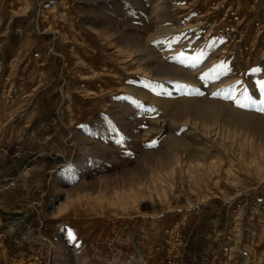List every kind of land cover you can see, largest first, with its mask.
Listing matches in <instances>:
<instances>
[{
	"label": "rangeland",
	"instance_id": "rangeland-1",
	"mask_svg": "<svg viewBox=\"0 0 264 264\" xmlns=\"http://www.w3.org/2000/svg\"><path fill=\"white\" fill-rule=\"evenodd\" d=\"M262 85L264 0H0V264H169L176 222L219 264L264 144L179 101L264 125Z\"/></svg>",
	"mask_w": 264,
	"mask_h": 264
},
{
	"label": "built area",
	"instance_id": "built-area-1",
	"mask_svg": "<svg viewBox=\"0 0 264 264\" xmlns=\"http://www.w3.org/2000/svg\"><path fill=\"white\" fill-rule=\"evenodd\" d=\"M237 214L238 210L234 209L227 213V227L223 233L225 243L219 252V264H264V188ZM179 228L176 222L167 233L169 248L165 254L168 261H174L182 253L184 242Z\"/></svg>",
	"mask_w": 264,
	"mask_h": 264
},
{
	"label": "bare ground",
	"instance_id": "bare-ground-1",
	"mask_svg": "<svg viewBox=\"0 0 264 264\" xmlns=\"http://www.w3.org/2000/svg\"><path fill=\"white\" fill-rule=\"evenodd\" d=\"M179 103H180V107L182 108V111L189 113L193 121L197 120L202 123L211 122V123H217L219 125H227L235 129V131L236 130L242 131L244 129L245 130L248 129L249 130L248 134L250 135V137L253 136L255 137V139H258L257 141L264 144V128H263L264 125L263 123L262 124L259 123L260 120L256 121L255 119H252V114L249 113L246 114L242 111H238L235 109H227V107L225 108L224 106L212 102L206 105H202L199 101H195L194 99H188V100L183 99L180 100ZM261 125H263V127H261ZM179 145H180L179 148L186 149L185 147L186 145L184 142H181ZM253 147L251 148L252 149L256 148ZM200 166L203 167V164H200ZM257 168H262V165H258V164H256V166L253 165L252 169L255 170ZM190 169L192 170L191 166L189 167V170Z\"/></svg>",
	"mask_w": 264,
	"mask_h": 264
},
{
	"label": "crops",
	"instance_id": "crops-1",
	"mask_svg": "<svg viewBox=\"0 0 264 264\" xmlns=\"http://www.w3.org/2000/svg\"><path fill=\"white\" fill-rule=\"evenodd\" d=\"M193 225H191V227H189L188 230L185 228V225H184V229H182V239L184 242V245L182 248V254L180 257H178L177 259H175L173 262L169 264H195L194 255H193V258L191 257L192 260L188 256L194 253V247L196 248L195 240L200 237L204 238L205 235H206V238L208 237L206 234L207 230L203 229L200 224L196 223L194 226ZM191 239L193 240L191 241Z\"/></svg>",
	"mask_w": 264,
	"mask_h": 264
},
{
	"label": "snow or ice",
	"instance_id": "snow-or-ice-1",
	"mask_svg": "<svg viewBox=\"0 0 264 264\" xmlns=\"http://www.w3.org/2000/svg\"><path fill=\"white\" fill-rule=\"evenodd\" d=\"M262 86H264V85H262ZM241 106H243V105H241ZM261 111H264V109H261Z\"/></svg>",
	"mask_w": 264,
	"mask_h": 264
}]
</instances>
